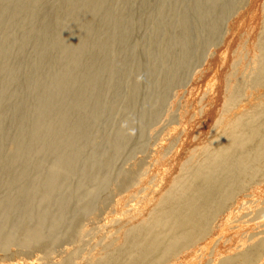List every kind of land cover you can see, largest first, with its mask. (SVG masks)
Wrapping results in <instances>:
<instances>
[{
    "label": "bare ground",
    "instance_id": "1",
    "mask_svg": "<svg viewBox=\"0 0 264 264\" xmlns=\"http://www.w3.org/2000/svg\"><path fill=\"white\" fill-rule=\"evenodd\" d=\"M234 1L0 0V249H41L73 230L143 145L157 104L217 46ZM257 51L222 102L206 78L212 109L156 160L157 182L119 237L58 264H264V20Z\"/></svg>",
    "mask_w": 264,
    "mask_h": 264
},
{
    "label": "rangeland",
    "instance_id": "2",
    "mask_svg": "<svg viewBox=\"0 0 264 264\" xmlns=\"http://www.w3.org/2000/svg\"><path fill=\"white\" fill-rule=\"evenodd\" d=\"M254 3L261 10L260 15L256 18L251 17V14H253L251 9ZM165 7L166 5H163L162 10ZM262 10H264V0L234 1L232 10L225 20L223 32L217 46L206 49L203 61L201 60V63L193 65L185 87L172 88L166 98L157 104L155 119L146 130L143 145H137L135 151L125 158L105 189L94 196L90 211L76 220L72 231L41 249L23 247L15 243L9 244L2 248L3 250L0 249V264H58L67 256L79 252L80 255L75 262H80L81 258H91L96 255L97 246L102 245L107 240L118 238L121 222L128 217L127 212L130 210V206L136 209L140 207L139 205H142L141 198L145 194L143 189L152 187L157 182L154 177L160 171L155 172L154 168L160 167L157 166L158 163H155L156 160L162 159V154H166L165 157L170 159L171 153L180 143L174 140V138L178 137V133L191 125L198 127V121H201L205 116L204 112H208L206 110L210 111L212 107L208 94L210 85L206 84L205 86L206 78L213 77L212 79H215L214 85L216 86L222 84V102L228 82L234 83L238 78H243L252 72L259 54L257 51V37L264 20V11ZM151 30L152 24L143 30L142 37L148 36ZM213 66L218 67V72L213 73ZM244 68L247 69L245 70ZM221 75L224 76L222 81H220ZM193 82L196 84H193ZM128 85L129 79L124 84L125 92ZM197 89L200 90L198 91ZM188 91H192L190 95ZM262 92V95H264V90ZM201 93L202 96H200ZM188 95L190 97H187ZM187 98L188 100L186 101ZM120 99L121 104L126 100L124 93L120 94ZM220 106L221 104H219L218 110ZM217 116H219L218 111ZM196 120L198 121L196 122ZM197 132H200L199 128L196 129ZM164 139L165 141L168 139V141L164 143ZM108 145V142L102 141L103 150L101 152L103 151L105 154ZM170 147L174 149L170 150ZM185 148L186 146L183 147V149ZM157 152L158 156L156 155ZM180 156L182 157L183 154ZM172 160L175 161V159ZM151 171L154 172L152 173ZM135 190H137L136 193ZM127 195L130 198H127ZM119 200L123 202H121V207L118 209L117 202ZM218 243L220 250H227L228 244L225 240H220ZM121 244L122 241L117 246Z\"/></svg>",
    "mask_w": 264,
    "mask_h": 264
}]
</instances>
